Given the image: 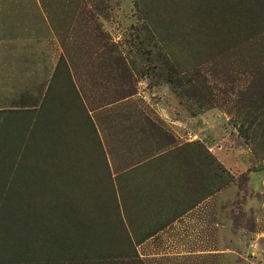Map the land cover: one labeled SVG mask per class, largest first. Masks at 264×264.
I'll use <instances>...</instances> for the list:
<instances>
[{
    "label": "rangeland",
    "instance_id": "rangeland-1",
    "mask_svg": "<svg viewBox=\"0 0 264 264\" xmlns=\"http://www.w3.org/2000/svg\"><path fill=\"white\" fill-rule=\"evenodd\" d=\"M41 2L54 70L0 62V264H264V0Z\"/></svg>",
    "mask_w": 264,
    "mask_h": 264
},
{
    "label": "crops",
    "instance_id": "crops-1",
    "mask_svg": "<svg viewBox=\"0 0 264 264\" xmlns=\"http://www.w3.org/2000/svg\"><path fill=\"white\" fill-rule=\"evenodd\" d=\"M39 53H46L49 56L47 64L49 70H54L55 62L62 55L60 46H58V38L53 28L52 18L49 17L41 0H0L1 64H5L17 71L27 64V58L35 60V55L38 56ZM187 184V181H185L182 187L183 193L178 199V205L182 202L181 206L186 207L184 215H180L176 219H169L170 215L176 214L175 209L166 213V215L163 213L161 215L147 214L145 213L146 208H144L146 204H142L141 213L139 212L140 223L142 224L141 229H145V225L154 228L162 225L163 227L160 230L166 231L169 230L171 224L177 226L188 222L189 220L187 219L189 217L192 218L194 209L188 206L191 197L189 198L187 193H184L188 190L190 195L191 184ZM170 202L171 200L167 202L166 206ZM151 206L152 204L149 207Z\"/></svg>",
    "mask_w": 264,
    "mask_h": 264
}]
</instances>
